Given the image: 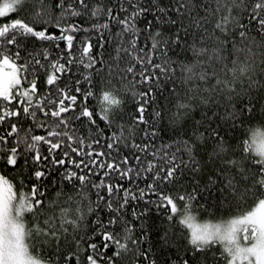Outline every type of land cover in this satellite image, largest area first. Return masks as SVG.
<instances>
[{
	"label": "trees",
	"instance_id": "trees-1",
	"mask_svg": "<svg viewBox=\"0 0 264 264\" xmlns=\"http://www.w3.org/2000/svg\"><path fill=\"white\" fill-rule=\"evenodd\" d=\"M13 0H0V6ZM0 61V177L50 264H227L179 210L238 217L264 199V0H15Z\"/></svg>",
	"mask_w": 264,
	"mask_h": 264
},
{
	"label": "rangeland",
	"instance_id": "rangeland-1",
	"mask_svg": "<svg viewBox=\"0 0 264 264\" xmlns=\"http://www.w3.org/2000/svg\"><path fill=\"white\" fill-rule=\"evenodd\" d=\"M15 0L0 6V16L14 9ZM31 85L24 86L19 67L10 60L0 61V97L11 100H30ZM253 153L264 159V131L252 136ZM11 185L0 177V264H50L35 256L30 249L24 225V215L29 208L15 201ZM179 210L181 221L189 230L191 241L197 245L219 242L227 249V264H264V199L250 212L238 217L217 220L201 219L195 211ZM90 264H106L91 260Z\"/></svg>",
	"mask_w": 264,
	"mask_h": 264
}]
</instances>
